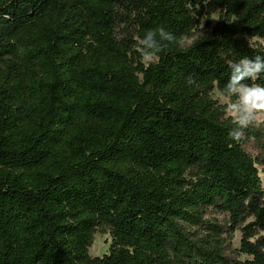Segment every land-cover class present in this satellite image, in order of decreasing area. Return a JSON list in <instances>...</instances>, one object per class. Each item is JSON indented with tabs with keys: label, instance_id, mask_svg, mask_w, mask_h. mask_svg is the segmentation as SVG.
I'll return each mask as SVG.
<instances>
[{
	"label": "trees",
	"instance_id": "16d2710c",
	"mask_svg": "<svg viewBox=\"0 0 264 264\" xmlns=\"http://www.w3.org/2000/svg\"><path fill=\"white\" fill-rule=\"evenodd\" d=\"M257 55L264 0H0V264H264V121L212 97Z\"/></svg>",
	"mask_w": 264,
	"mask_h": 264
},
{
	"label": "clouds",
	"instance_id": "9594fccd",
	"mask_svg": "<svg viewBox=\"0 0 264 264\" xmlns=\"http://www.w3.org/2000/svg\"><path fill=\"white\" fill-rule=\"evenodd\" d=\"M176 36L164 26H158L146 32L139 39V49L143 56L151 60L176 41ZM229 79L224 86V95L235 97L226 105V110L234 119V126L228 131V137L238 140L244 130L252 123L257 113L264 112V85L249 84L245 81L256 80L264 73V57H242L237 62H230Z\"/></svg>",
	"mask_w": 264,
	"mask_h": 264
},
{
	"label": "rangeland",
	"instance_id": "374dc122",
	"mask_svg": "<svg viewBox=\"0 0 264 264\" xmlns=\"http://www.w3.org/2000/svg\"><path fill=\"white\" fill-rule=\"evenodd\" d=\"M218 20V14L217 13H213L211 14V23L214 24L216 23ZM196 37L195 34L191 35L190 39H194ZM151 60H149L147 57L144 56L143 58V62L147 63ZM213 99L217 100L219 104L222 105H227L228 103L231 102L230 97L229 96H222L220 93H218L217 91L213 92L212 95ZM226 116L231 118L232 120H234L230 114L228 113V111L226 110ZM264 121V112L262 113H257L252 121V124L257 126L260 123H262ZM216 217L218 218H223V216L217 215ZM240 233L238 231H235L232 235L230 244L231 247L233 249H238L239 248V244H240ZM110 242H111V237H110V233L107 229L105 228H101L99 229L93 236V241H92V245L89 247L88 249V254L91 257H101L105 254L108 253L109 247H110ZM244 256H242L243 258Z\"/></svg>",
	"mask_w": 264,
	"mask_h": 264
}]
</instances>
